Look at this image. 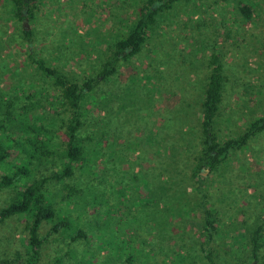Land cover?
<instances>
[{
  "label": "rangeland",
  "instance_id": "1",
  "mask_svg": "<svg viewBox=\"0 0 264 264\" xmlns=\"http://www.w3.org/2000/svg\"><path fill=\"white\" fill-rule=\"evenodd\" d=\"M141 1L39 0L34 20L17 21L9 0H0V139L21 141L18 147L12 144L0 181L17 168L28 171L13 186L0 188V210L17 190L66 162L70 114L60 104L59 88L34 61L78 83L95 76L112 42L135 20ZM243 3L250 6L249 21L236 0L176 1L159 13L131 64L122 62L84 99L77 136L86 162L65 180L78 192L69 198L65 181H51L46 189L58 216L70 223L69 231L82 230L87 239L48 236L52 223L43 222L38 235L45 241L36 264H204L208 252L216 264H264V247L253 260L249 244L264 215V131L202 186L218 218L209 244H202L201 196L189 176L202 150L201 100L212 53L225 77L216 139L235 138L264 115V0ZM22 26L32 31L30 49ZM25 124L46 129L53 150L47 159L32 154ZM158 144L169 148L173 166L181 171L170 183L163 181L164 174L158 179L147 153ZM25 223L22 216L0 223L2 264L28 261Z\"/></svg>",
  "mask_w": 264,
  "mask_h": 264
},
{
  "label": "trees",
  "instance_id": "2",
  "mask_svg": "<svg viewBox=\"0 0 264 264\" xmlns=\"http://www.w3.org/2000/svg\"><path fill=\"white\" fill-rule=\"evenodd\" d=\"M179 0H142L141 5L137 9L135 20L129 26L127 33L116 39L109 47L110 55L105 59L100 70L95 76L88 77L81 83L71 81L66 75L60 73L54 68H50L44 64L42 60H36L34 63L38 68L49 78L53 80L55 87L59 88V96L61 106L65 107L70 116L67 119L65 126V136L67 142L64 148V157L66 162L62 167L55 170L49 176L41 177L40 179L32 180L22 189L17 190L10 198L7 206L0 210V223L12 216H22L26 223L24 229L27 233L26 252H28V261L26 259L23 264H36L39 259V249L45 241L44 238H39L38 230L43 222L52 223L48 236L53 234H63L69 238L71 242L79 239H87V235L82 230L69 231L70 223L58 216L57 210L53 207L52 202L47 198L46 185L55 181L64 183L65 180L74 176L75 169L84 168L85 146L83 141L78 138L77 132L82 126V104L84 99L90 95L96 86L107 82L118 71V66L123 62L131 64L130 60L138 55L149 36L151 35L160 12L169 10L173 4ZM237 1V9L243 18L247 21L251 19L250 6L243 3V0ZM11 4L12 18L17 21H30L35 19V13L38 8L39 0H9ZM22 38L27 44L28 49L31 47L32 31L21 27ZM209 76L203 92L201 100V135H202V150L199 155L194 158V164L189 171L190 178L196 182V189L200 193L201 200L199 207L202 211L201 229L204 232V242L209 244L213 240V236L217 233L218 218L217 213L213 208L206 203L207 195L204 194L202 186L208 180V177L217 171L230 155L242 151L250 138H253L260 132L264 131V115L249 122L245 131L235 138H228L219 142L213 134L215 118L218 115L219 107L222 102V94L224 87L223 66L216 53H212L209 59ZM12 103L7 104L10 107ZM27 110V108H24ZM10 116V112L7 111ZM25 134L29 135L28 143L32 154L39 153L46 159L53 154L50 148V137L46 136L47 131L38 129L25 124ZM22 132V133H23ZM12 144L18 147L21 141L18 139H9V142H4L0 139V167L5 164L11 156ZM158 150L149 149L147 153L152 158L150 161L158 170V179L161 175H166L163 181L170 183L171 177L178 179L181 177L179 168H175L174 159L168 154L169 148L158 144ZM24 146V145H23ZM25 147V146H24ZM151 151H153L151 153ZM145 160V159H144ZM146 161V160H145ZM142 165V164H141ZM28 173L26 168H17L12 174H5L0 181V188L11 187L14 181L22 175ZM69 198L73 197L78 192L76 188L68 183L63 184ZM67 196H61V200H65ZM251 247V258L257 260L260 250L264 247V215L261 224L257 227L256 232L249 240ZM202 248V252H204ZM207 260L204 264H216L211 252L204 256ZM0 264H2L0 262ZM239 264V263H236Z\"/></svg>",
  "mask_w": 264,
  "mask_h": 264
}]
</instances>
